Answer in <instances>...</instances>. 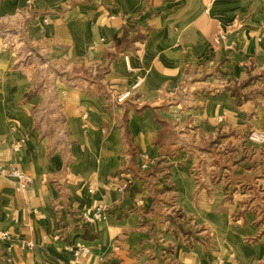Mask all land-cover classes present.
<instances>
[{
	"label": "crops",
	"instance_id": "obj_1",
	"mask_svg": "<svg viewBox=\"0 0 264 264\" xmlns=\"http://www.w3.org/2000/svg\"><path fill=\"white\" fill-rule=\"evenodd\" d=\"M45 14L58 20L40 26ZM2 23L19 25L48 74L12 63L9 54L0 62V233L10 237L0 240V264H264V240L220 236L214 222L222 216L211 210V248L173 242L169 253L158 242L156 251H139L147 239L140 219L155 205L129 173L144 156L171 162L177 206L203 213L190 196L184 159L162 155L156 118L182 123L197 116L212 129L226 128L228 145L245 144L252 128L264 130V0H1ZM129 27L144 35L117 52L116 38ZM219 32L227 38L220 45ZM137 76L144 83L129 102L140 107L117 103L116 92L104 98L106 89L125 91ZM185 90L190 102L171 105ZM132 148L140 151L135 159ZM260 158L264 167V150ZM244 174L232 177L251 179ZM100 203L105 219L85 223L82 213ZM238 208L235 202L228 212ZM80 245L90 248L87 256L75 255Z\"/></svg>",
	"mask_w": 264,
	"mask_h": 264
},
{
	"label": "rangeland",
	"instance_id": "obj_2",
	"mask_svg": "<svg viewBox=\"0 0 264 264\" xmlns=\"http://www.w3.org/2000/svg\"><path fill=\"white\" fill-rule=\"evenodd\" d=\"M52 16V14L42 16L40 26L45 27L52 21L58 20ZM7 26L8 24H0V62L8 60L9 54L12 63L25 64L24 66L30 63L27 65L28 68H35L36 74L46 76L48 72L35 63L36 60L44 64L45 58L31 52L32 47L27 38L18 34L19 25L13 29ZM131 32L137 34L131 38L129 35ZM9 34H14V36ZM143 35L137 28H127L125 35L119 38L120 43L115 42L117 52H123L136 38H142ZM94 77L97 79L99 76L95 75ZM115 92L119 93L120 91L109 87L105 93L103 92L104 98L108 101V98L116 94ZM189 93L186 90L185 92L181 91L178 93L177 99H172L171 105L177 106L181 101L189 103ZM130 99L119 104L125 105L127 109L140 107L137 102H129ZM159 119L156 118V121L162 127V131L157 139L161 144L162 155L173 160H178L180 157L184 159V166L190 180V196L195 204L203 203V213L196 215L184 212L177 206L178 200L174 195L177 187L170 179L169 165L171 162L169 164L164 161L151 163L145 156L143 163H135L134 160L129 173L134 175L135 179L143 181V186L149 192L148 197L151 198L150 205H155L153 210L143 213L144 216L140 219L142 222L140 234L147 239H140L138 250L142 251L145 248L144 251H146V246H150L152 248L150 250L156 251L157 247L154 245L159 246L158 242L164 247L163 250L169 253L174 247L173 242L187 246L197 241L203 246L211 248L214 242L213 236L217 235L216 229L207 226L210 222L207 214L211 211L218 212L222 216L216 218L214 222L220 227V236L229 232H239L247 242L252 244L258 242L259 239L264 240V167L261 162L263 160L260 158L261 151L264 150V142L257 143L250 139L252 134L264 137V130L250 129L243 138L246 143L237 146L228 145L229 132L226 128L212 129L211 126L202 124L201 119L197 116H188L183 119L182 123L176 120ZM200 125L202 128L197 130ZM233 146L235 147L234 153ZM131 153L132 158L135 159V155H139L140 151L137 152L135 148H132ZM247 156H249L248 159ZM144 164L148 165L145 169L142 168ZM236 173L238 175L245 173L244 175H248L251 179L242 177V181L233 178L232 175H237ZM133 185L134 183H132ZM167 191H171V193L168 194ZM235 202L240 204V208L228 212L230 206ZM244 211L248 214L247 222L242 219ZM238 220L241 221L240 224L237 223ZM245 224H247V228ZM252 230L256 231L254 238L248 236ZM124 248L128 254H134L137 251L135 245H131L129 242L124 245Z\"/></svg>",
	"mask_w": 264,
	"mask_h": 264
},
{
	"label": "built area",
	"instance_id": "obj_3",
	"mask_svg": "<svg viewBox=\"0 0 264 264\" xmlns=\"http://www.w3.org/2000/svg\"><path fill=\"white\" fill-rule=\"evenodd\" d=\"M46 21H48L46 19ZM226 35L223 32H219L218 35L216 36L215 42L216 44L220 45L226 41ZM126 63L128 64L129 67V61H128V56H125ZM144 83V77L142 76H137L135 82L130 85L128 89L125 91H122L118 93L115 97V100L117 103H123L125 100L130 99L133 97L134 93L139 89V87ZM250 139L254 142L257 143H263L264 142V137L262 135L258 134H252L250 136ZM147 164L142 165V168L145 169L147 168ZM3 172H6L7 175L11 177H15L18 180H20L23 184L31 182L30 177L27 175L21 173L17 169H3ZM128 184V183H127ZM123 185L120 190H124L127 188L128 185ZM106 217V205L104 203L98 204L92 212H83L82 213V219L85 221V223L88 224H93L98 221L104 220ZM9 234L4 232L0 233V240L1 241H7L9 240ZM28 247H33V244L28 243ZM90 252V248L87 247L86 245H80L76 250H75V255L79 257H85L88 255ZM10 261V259H8ZM217 264H223L222 261H219Z\"/></svg>",
	"mask_w": 264,
	"mask_h": 264
},
{
	"label": "trees",
	"instance_id": "obj_4",
	"mask_svg": "<svg viewBox=\"0 0 264 264\" xmlns=\"http://www.w3.org/2000/svg\"><path fill=\"white\" fill-rule=\"evenodd\" d=\"M116 42H117V43H120V39H119V38H118V39L116 38Z\"/></svg>",
	"mask_w": 264,
	"mask_h": 264
}]
</instances>
